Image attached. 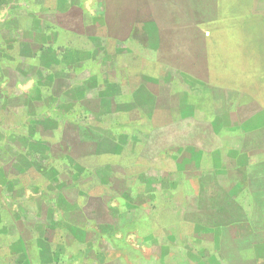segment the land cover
Masks as SVG:
<instances>
[{
  "label": "crops",
  "instance_id": "obj_1",
  "mask_svg": "<svg viewBox=\"0 0 264 264\" xmlns=\"http://www.w3.org/2000/svg\"><path fill=\"white\" fill-rule=\"evenodd\" d=\"M110 2L93 0L92 12L88 13L83 0H0V112L10 118L17 113L15 123L7 127L0 124V144L18 139L22 143L18 151L27 156L32 168L40 171L42 166L51 165L54 172L31 179L23 169L29 163L0 159V200L4 201L0 206V264H64L67 253L83 249L82 264H125L120 253L112 259L108 253L120 252V245L129 247L124 235L112 234L115 221L122 219L120 215L130 206L141 207L149 222L142 227L144 231L147 228L148 235L138 242L147 254L142 259L133 257L138 264L156 263L163 255L158 250L166 245L179 244L183 249L204 237L209 228L222 231L241 223L237 212L211 224L183 220L178 223L180 241L176 243L170 228L173 223L152 222L157 213L145 204L148 199L155 200L156 186L148 195L139 193L138 199L130 201L132 176L124 174L128 170L163 161L161 181L166 185L169 172L165 164L179 161L185 154L191 164L178 171L184 176L195 174L201 191L209 183L206 173H215L216 168L196 166L191 159L194 153L200 156L212 149L189 141L161 144L149 150L153 152L149 155L142 153L150 144L137 142L124 159L118 152L102 150L108 142L124 148L120 135L136 139L139 131L149 134L144 125L159 127L153 117L158 101L173 95L177 85L172 76L166 79L165 70L143 73L145 62L156 64L148 54L156 56L157 47L147 39L142 42L140 21L110 13ZM259 17L263 25L264 15ZM130 42L146 52L145 58L138 57L135 68L119 58L129 50ZM27 78L34 82V90L28 94L17 88L18 81ZM149 107L151 113L146 112ZM79 149L81 153L76 155ZM52 150L63 154L52 158ZM101 155L108 157L101 163H90ZM64 162L69 164L63 166ZM74 167L83 168V173L76 176ZM7 169L16 172L7 174ZM106 169H112L113 174L103 173ZM212 181L229 201L227 189L234 185L232 180L228 186L219 177ZM112 192L121 194L128 208H115L111 215L106 202ZM92 201L100 207L96 215L88 210Z\"/></svg>",
  "mask_w": 264,
  "mask_h": 264
},
{
  "label": "rangeland",
  "instance_id": "obj_2",
  "mask_svg": "<svg viewBox=\"0 0 264 264\" xmlns=\"http://www.w3.org/2000/svg\"><path fill=\"white\" fill-rule=\"evenodd\" d=\"M111 1L108 11L116 17L126 14L140 21L142 42L150 39L157 47L156 56L148 54L156 64L145 62L143 73L165 70L166 79L172 76L177 85L173 95L158 101L153 117L159 127L149 128L150 139L144 130L137 133V140L129 134L120 135L119 141L124 148L108 142L102 150L118 152L124 159L137 142L150 144L142 153L149 155L153 153L149 150L161 144L189 141L212 149L200 156L194 153L191 158L194 164L216 168L215 173H206L209 183L201 191L195 174L184 176L178 171L189 166L190 158L185 154L179 161L173 159L165 164L169 172L166 185L161 181L163 161L147 163L139 170H128V175L132 176L130 201L138 199L139 193L148 195L156 186L155 200L148 199L145 204L157 213L152 222L173 223L170 228L174 229L171 231L176 243L180 241L178 223L183 220L211 224L237 212L238 221L246 223L222 231L209 228L204 237L183 249L179 244L166 245L158 250L163 253L162 258L152 264H264V24L261 25L259 17L264 15V0ZM92 3L93 0H83L88 13L92 12ZM141 48L130 42L126 54H120L121 62L127 63L129 68L138 67V57L146 55ZM181 70H189L195 79L209 84L195 81L189 87L194 80L189 78L184 82ZM130 73L133 78L135 73ZM33 83L27 78L24 82L18 81L17 88L28 94L34 90ZM204 83L206 86L201 85ZM29 84L30 87L21 88ZM151 108L146 112L151 113ZM2 145L5 146L2 143L0 147ZM79 150L76 155L81 153ZM107 157H91L90 163H101ZM68 164L64 162L63 166ZM111 170L103 173L112 175ZM217 177L222 179L223 185L228 186L230 179L234 183L227 189L229 201L212 183ZM125 203L123 196L116 192L110 193L106 202L111 215L115 208L125 207ZM3 205L4 201L0 200V206ZM146 205L142 207H148ZM99 209L95 201L89 203L91 214L96 215ZM140 210L138 205L130 206L120 215L122 219L115 221L112 235L120 238L124 235L129 247L117 245L121 251L111 250L113 252L108 253L111 259L120 253L125 264H138L134 258L142 259L147 254L145 247L138 243L149 233L147 228L142 229L149 222L146 212ZM79 237L84 239L83 235ZM84 251L67 253L64 264H82Z\"/></svg>",
  "mask_w": 264,
  "mask_h": 264
},
{
  "label": "trees",
  "instance_id": "obj_3",
  "mask_svg": "<svg viewBox=\"0 0 264 264\" xmlns=\"http://www.w3.org/2000/svg\"><path fill=\"white\" fill-rule=\"evenodd\" d=\"M150 39H148V41L147 42H149L150 43V41H149ZM153 44V43H152ZM154 45V44H153ZM179 58V57H178ZM180 73L181 74H183L184 76H185V78L186 79H193L194 81H192V82H195V81H197V82H206L207 84H209V82L208 81H205V80H203V81H201V79H199V78H196L195 79V77L190 73V71L188 70H181L180 71ZM226 110H228V108L226 109ZM226 110H224V111H226ZM3 111V110H2ZM0 112V124H4L5 125V127H7L8 125H9V123H15L16 122V120H17V118H16V116H17V113L16 112H12L13 114H16V116L14 117V118H10V115H7V116H4L3 115V112ZM19 119V118H18ZM103 122V124L105 123L104 121H102ZM149 128H151V127H147V126H145L144 125V129H146V130H149ZM18 140V139H17ZM16 139L14 140H12V142L11 143H9L8 145H6V147L5 146H2V147H0V159H3V160H8V161H11L12 159H15V160H17V159H21L22 161H24L25 163H29L28 165H29V167L28 168H23L24 169V173H27V175L28 176H30L31 177V179H32V177H33V175H48V174H50V175H53L54 174V172L52 171V170H50L51 168V165H47V167H41V170L40 171H42V172H40L39 170H38V168L37 167H33L32 168V166H31V161H26V160H28L27 159V156H21V153L22 152H20V151H18L19 149L18 148H20L21 147V142L19 143V140L17 141ZM4 153H6V154H3ZM61 154H63V153H61V152H58V151H54V150H52V151H50V156H52V158H53V156H55V158H57V156H59V155H61ZM49 159H51V157H49ZM71 159H72V157H71ZM70 159V160H71ZM74 160H75V158H74ZM75 164H78V162L75 160ZM8 171L6 172L7 174H11V175H13L14 174V172H16V171H13V170H10V169H7ZM73 171H76V176H78V175H81L82 173H83V168H80V167H78V168H73L72 169ZM47 171V172H46ZM9 172V173H8ZM126 176H128V172H125L124 173ZM30 179V180H31ZM240 221H238V223H239ZM243 222V221H242ZM241 222V223H242ZM242 224H244V223H242ZM46 232H48V229L46 230Z\"/></svg>",
  "mask_w": 264,
  "mask_h": 264
},
{
  "label": "clouds",
  "instance_id": "obj_4",
  "mask_svg": "<svg viewBox=\"0 0 264 264\" xmlns=\"http://www.w3.org/2000/svg\"><path fill=\"white\" fill-rule=\"evenodd\" d=\"M31 85L29 84V85H21V88L22 89H26L27 87H30Z\"/></svg>",
  "mask_w": 264,
  "mask_h": 264
}]
</instances>
